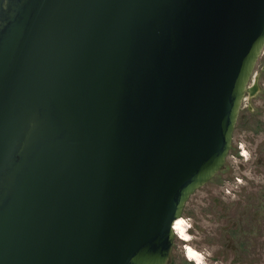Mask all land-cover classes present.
Returning a JSON list of instances; mask_svg holds the SVG:
<instances>
[{"label":"water","instance_id":"1","mask_svg":"<svg viewBox=\"0 0 264 264\" xmlns=\"http://www.w3.org/2000/svg\"><path fill=\"white\" fill-rule=\"evenodd\" d=\"M263 51L264 0H0V264H168Z\"/></svg>","mask_w":264,"mask_h":264},{"label":"rangeland","instance_id":"2","mask_svg":"<svg viewBox=\"0 0 264 264\" xmlns=\"http://www.w3.org/2000/svg\"><path fill=\"white\" fill-rule=\"evenodd\" d=\"M182 219L190 237L173 240L168 264H264V51L241 107L222 170L188 200Z\"/></svg>","mask_w":264,"mask_h":264},{"label":"bare ground","instance_id":"3","mask_svg":"<svg viewBox=\"0 0 264 264\" xmlns=\"http://www.w3.org/2000/svg\"><path fill=\"white\" fill-rule=\"evenodd\" d=\"M254 75V72H253ZM252 80V79H251ZM251 80L249 81V84L251 82ZM249 84L247 86V90L249 91ZM247 95V93H246ZM245 95V97H246ZM245 97L243 100V103L245 101ZM242 103V105H243ZM174 235L176 237L180 236L182 239H184L185 241H188L190 237V227L188 226V223L186 222L185 219H182V216L179 217L175 223H174ZM186 257L189 261L196 263V264H203L204 263V255H202L200 252L196 251L195 249H190L189 251H186Z\"/></svg>","mask_w":264,"mask_h":264}]
</instances>
